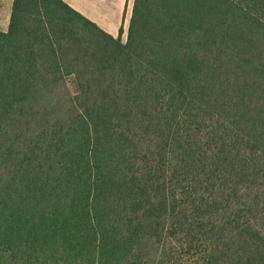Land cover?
Segmentation results:
<instances>
[{
  "label": "trees",
  "instance_id": "obj_1",
  "mask_svg": "<svg viewBox=\"0 0 264 264\" xmlns=\"http://www.w3.org/2000/svg\"><path fill=\"white\" fill-rule=\"evenodd\" d=\"M63 0L0 31V264H264V0Z\"/></svg>",
  "mask_w": 264,
  "mask_h": 264
},
{
  "label": "crops",
  "instance_id": "obj_2",
  "mask_svg": "<svg viewBox=\"0 0 264 264\" xmlns=\"http://www.w3.org/2000/svg\"><path fill=\"white\" fill-rule=\"evenodd\" d=\"M63 1L104 31L116 36L122 27L126 33L133 0ZM12 2L13 0H0V31H6L8 28Z\"/></svg>",
  "mask_w": 264,
  "mask_h": 264
},
{
  "label": "rangeland",
  "instance_id": "obj_3",
  "mask_svg": "<svg viewBox=\"0 0 264 264\" xmlns=\"http://www.w3.org/2000/svg\"><path fill=\"white\" fill-rule=\"evenodd\" d=\"M127 27V26H126ZM125 39H126V33L124 32V29H123V33H122V41L125 42Z\"/></svg>",
  "mask_w": 264,
  "mask_h": 264
}]
</instances>
